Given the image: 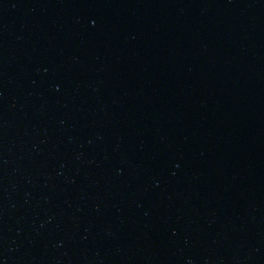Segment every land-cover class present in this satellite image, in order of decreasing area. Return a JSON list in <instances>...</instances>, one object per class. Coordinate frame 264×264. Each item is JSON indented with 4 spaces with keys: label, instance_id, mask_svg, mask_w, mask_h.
Wrapping results in <instances>:
<instances>
[{
    "label": "water",
    "instance_id": "95a60500",
    "mask_svg": "<svg viewBox=\"0 0 264 264\" xmlns=\"http://www.w3.org/2000/svg\"><path fill=\"white\" fill-rule=\"evenodd\" d=\"M0 264H264V0H0Z\"/></svg>",
    "mask_w": 264,
    "mask_h": 264
}]
</instances>
